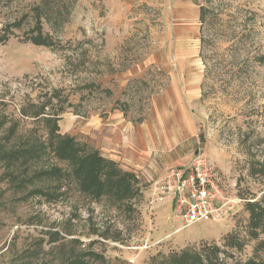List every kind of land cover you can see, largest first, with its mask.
Returning <instances> with one entry per match:
<instances>
[{"label": "rangeland", "instance_id": "374dc122", "mask_svg": "<svg viewBox=\"0 0 264 264\" xmlns=\"http://www.w3.org/2000/svg\"><path fill=\"white\" fill-rule=\"evenodd\" d=\"M31 2L0 3V30L21 20L0 43V146L14 126L45 136L32 118L44 110L112 165L93 197L43 175L67 170L51 155L17 182L0 162V264H174L185 250L201 264H264V0H76L55 31L41 19L48 47L23 41ZM198 154L233 209L184 228L152 188Z\"/></svg>", "mask_w": 264, "mask_h": 264}, {"label": "trees", "instance_id": "16d2710c", "mask_svg": "<svg viewBox=\"0 0 264 264\" xmlns=\"http://www.w3.org/2000/svg\"><path fill=\"white\" fill-rule=\"evenodd\" d=\"M7 0H0L5 2ZM76 0H32L30 4L31 17L35 20V25L28 35L23 38V41L30 42L35 46L48 47L53 44L52 38L42 32L41 19H44L49 27L55 31L58 25L57 18H67ZM207 10L200 8L199 10V22L203 25L206 21ZM22 15L20 18H27L28 16ZM15 21L12 24L6 25L0 30V43L7 41L11 35V29L15 28ZM19 25V24H18ZM203 39H200V49L203 47ZM203 62V59H202ZM134 84H142V81L133 80L129 82L126 90L129 91ZM143 85L145 83L143 82ZM119 102H116L112 110H118L123 112L122 108H119ZM125 113V112H124ZM23 117H29L27 114L22 113ZM34 119H42L43 123L47 127L45 136L38 134H18L17 126L9 128L7 133L4 134L3 143L0 146V162L5 164L8 170V176L12 181L17 182L19 177V168L23 166H34L38 162L49 157L50 159H56L59 162L66 164L67 170H57L52 167L51 170H46L42 173L48 177H57L58 179L76 181L81 190L90 194L93 197L100 195V190L104 186L103 176L107 174L105 169L112 165L110 161L103 158L100 153L87 146L79 144L74 137L66 134L59 133V127L57 126V116H49L44 113V110L33 114ZM141 120H138L136 124H140ZM7 123L5 118L0 119V129ZM17 125V124H16ZM48 159V158H47ZM49 159V160H50ZM46 160V159H45ZM69 171L65 177L66 172ZM21 175V174H20ZM41 175V174H40ZM106 177V176H105ZM107 179V178H106ZM248 211L250 213V224L255 230L260 229L262 222L261 216H263L259 205L256 202L250 203ZM192 253L188 250L181 252L179 256H174V264H201L199 257L194 259ZM193 257V258H192ZM192 259V260H191ZM249 264H261L257 262H251Z\"/></svg>", "mask_w": 264, "mask_h": 264}, {"label": "built area", "instance_id": "2783aa9c", "mask_svg": "<svg viewBox=\"0 0 264 264\" xmlns=\"http://www.w3.org/2000/svg\"><path fill=\"white\" fill-rule=\"evenodd\" d=\"M151 204L167 205L184 221V228L200 222H218L233 206L220 202V190L211 162L203 155L194 157L188 167L172 169L152 188Z\"/></svg>", "mask_w": 264, "mask_h": 264}, {"label": "crops", "instance_id": "0c3cea01", "mask_svg": "<svg viewBox=\"0 0 264 264\" xmlns=\"http://www.w3.org/2000/svg\"><path fill=\"white\" fill-rule=\"evenodd\" d=\"M161 206V205H160ZM163 207H164V211L165 212H167V213H169V210H170V208L167 206V205H163ZM196 224H194V225H192V226H190V227H187V228H192V227H194Z\"/></svg>", "mask_w": 264, "mask_h": 264}]
</instances>
